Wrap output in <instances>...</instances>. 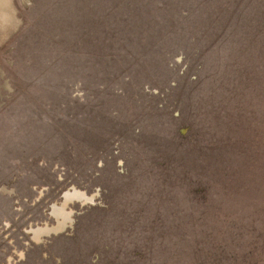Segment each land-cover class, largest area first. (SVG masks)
Listing matches in <instances>:
<instances>
[{
  "label": "rangeland",
  "instance_id": "1",
  "mask_svg": "<svg viewBox=\"0 0 264 264\" xmlns=\"http://www.w3.org/2000/svg\"><path fill=\"white\" fill-rule=\"evenodd\" d=\"M193 261L264 264V0H0V264Z\"/></svg>",
  "mask_w": 264,
  "mask_h": 264
},
{
  "label": "trees",
  "instance_id": "2",
  "mask_svg": "<svg viewBox=\"0 0 264 264\" xmlns=\"http://www.w3.org/2000/svg\"><path fill=\"white\" fill-rule=\"evenodd\" d=\"M196 212V211H195ZM197 213V212H196ZM177 223V222H175ZM195 225V221H194V224L192 226V228L194 230H197V227L194 226ZM174 227V224H172V226L170 227L171 228V231L170 233L167 232L161 239L159 237V235L154 239L152 240V245L157 244L159 245V249L160 251L163 249V248H169L168 252L167 253H170L169 256L174 260L176 257H179V260H180V256H182V254L179 256L178 253L176 252V249H175V243H176V240H180L181 239V236L180 234L179 235H176L177 233L172 231V228ZM188 242V240L186 241ZM190 242L192 244V248L194 251H196V244H197V238L196 236L194 235V233L192 234V236L190 237ZM155 250L154 254L157 255L159 252L158 250ZM192 252V251H191ZM163 254H161V256H163ZM185 255H188V252H185ZM154 264V263H153ZM193 264H195V261H193Z\"/></svg>",
  "mask_w": 264,
  "mask_h": 264
},
{
  "label": "flooded vegetation",
  "instance_id": "3",
  "mask_svg": "<svg viewBox=\"0 0 264 264\" xmlns=\"http://www.w3.org/2000/svg\"><path fill=\"white\" fill-rule=\"evenodd\" d=\"M76 188H74V189H72V190H70V191H67L66 193H65V198H64V204H66L69 200H71V199H77V200H89V199H91L92 197H88L84 192H82V191H80V190H78V189H76L77 191H80V192H82L83 194H84V196H73V197H70V198H68L67 197V193L68 192H74V190H75ZM87 198V199H86ZM53 213L55 214V215H57V216H61V217H63L64 219H68V216H67V213L65 212V210H64V208H62V207H60V206H54V211H53ZM64 225H65V220L64 221H62V222H59V224H58V226H56V227H51V228H43V229H38L40 232H42L43 234H46V233H49V232H52L53 231V229H54V231H57V230H60V229H62V228H64ZM38 230L36 231V233H38ZM39 232V233H40ZM36 239H39L40 238V236L37 238V237H35Z\"/></svg>",
  "mask_w": 264,
  "mask_h": 264
},
{
  "label": "bare ground",
  "instance_id": "4",
  "mask_svg": "<svg viewBox=\"0 0 264 264\" xmlns=\"http://www.w3.org/2000/svg\"><path fill=\"white\" fill-rule=\"evenodd\" d=\"M73 189V188H72ZM73 196H84V194L80 191H77L76 189L74 190V192H68L67 193V197L70 198V197H73ZM63 197H64V194H63ZM65 198V197H64ZM87 199V198H86ZM39 231V230H38Z\"/></svg>",
  "mask_w": 264,
  "mask_h": 264
}]
</instances>
